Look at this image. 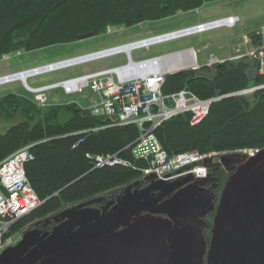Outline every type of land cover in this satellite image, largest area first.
Masks as SVG:
<instances>
[{"label": "trees", "instance_id": "trees-1", "mask_svg": "<svg viewBox=\"0 0 264 264\" xmlns=\"http://www.w3.org/2000/svg\"><path fill=\"white\" fill-rule=\"evenodd\" d=\"M212 1L217 0H0V60L17 52L24 55L68 45L86 33L103 36L109 27L157 23L194 12ZM249 37L255 48L264 44V31L254 30ZM252 87L261 88L243 93ZM185 89L213 102L197 124L191 123L190 113H184L155 129L169 155L264 148V75L258 74V63L251 57L166 76L165 95ZM0 117L18 120L6 133H0V162L35 143L34 159L25 170L42 201L14 221L4 239L38 220L49 226L46 219L70 205L93 201L104 207L114 203L124 187L145 180L142 169L148 161L133 153L140 136L134 124L114 126L113 119L95 116L80 103L48 100L41 105L33 96L14 93L0 96ZM100 157L117 162L101 166Z\"/></svg>", "mask_w": 264, "mask_h": 264}, {"label": "water", "instance_id": "water-1", "mask_svg": "<svg viewBox=\"0 0 264 264\" xmlns=\"http://www.w3.org/2000/svg\"><path fill=\"white\" fill-rule=\"evenodd\" d=\"M195 29L196 27H190L174 31L127 44L117 49L106 50L100 55H113L118 51L125 52L129 56L127 67H145L148 63H156V60L163 56L135 62L130 56L134 47L179 37ZM91 37H93V33H86L80 35L78 40ZM177 55L179 52L165 56L174 57ZM123 68L126 69V67ZM182 69L184 68L178 70ZM15 75L26 83L29 71ZM1 80L2 78H0ZM232 156H237V154ZM228 159L227 156L222 157L223 162H228ZM263 161L264 153L262 154L261 151L256 156L251 157L244 165H240L237 173L226 184L225 196L215 217L207 264H220L222 259L226 260L231 255H238L236 245L241 244H249L246 255L252 256L251 262L260 260L261 263L264 258V192L259 194L258 188L249 186L252 187V195L248 196L247 205H243L244 209L239 210L234 207L241 204L240 198L233 204L234 199L239 196H235L234 193L239 188L244 176L254 167H259ZM191 180H193V176L173 183L156 181L141 190L134 189L136 183L125 188L116 202L104 207L96 206L93 201L82 202L69 207L57 216L46 220L48 224L61 222L50 235L43 234L37 229L26 230L20 244L8 247L1 253L0 264H36L40 261H43L41 264H198L197 260L202 250L200 235L187 234L181 228L185 227L186 223L205 224L202 216H205L207 209H213L215 206L212 191L205 187L184 188L178 191L171 200L157 205L162 198L179 190ZM250 184H260V182H249L246 187ZM162 186H169V188L160 196L152 198L156 192L162 190ZM199 189H205L209 193V199L203 196ZM251 203L250 208L248 205ZM199 210L201 211L197 213ZM140 213L166 214L170 219V224L155 236L150 232L148 225L143 227L141 223L137 224L138 236L128 239L131 240V243L124 241L116 246L118 249L104 250L99 257L88 262L62 261L61 255L63 253L72 250L69 254L71 255L77 252L79 247L91 245L89 243L94 240L116 233L131 224V221ZM231 227L233 228L229 232L228 229ZM144 235H146V239H143ZM232 238L235 239V251L228 247ZM41 240L43 241L37 246L24 251L21 256L19 255L26 244L30 246Z\"/></svg>", "mask_w": 264, "mask_h": 264}, {"label": "rangeland", "instance_id": "rangeland-1", "mask_svg": "<svg viewBox=\"0 0 264 264\" xmlns=\"http://www.w3.org/2000/svg\"><path fill=\"white\" fill-rule=\"evenodd\" d=\"M228 16L238 17L237 23L234 27L222 26L209 29L204 32L194 33L188 36H182L169 41L153 44L149 47H142L139 48L140 50H138V52L144 56H148L149 53L150 56L156 55V57H160V55L163 56L164 54L174 53L177 51H184L185 53L189 51L187 49L193 48L196 53V60L197 62L199 61V65L203 62V60L209 63L211 59L210 62H213L218 60L216 57L236 55L235 49L238 46L245 49L246 46H244V42L246 36H248L254 30H263L264 0L212 1L194 12L176 15L175 17L167 18L157 23H144L133 28L116 29V31L108 35L95 36L80 41L78 40L77 42L68 45L55 46L32 53H26L24 55H22L23 52H21V56H15L8 60H0V78L10 74L20 73L34 67L47 65L50 63H58V61L82 56L108 47L154 37L172 31L193 27L198 24L209 23L215 20L226 18ZM92 65L82 64L55 72L32 76L29 77L26 82L34 89L40 86L63 82L71 78L82 77L90 74L86 73V71L87 67ZM191 67L192 66H189L187 69H191ZM158 72H161V70H152L148 72V74ZM8 93L32 96V93L28 90V87L23 80L1 83L0 96ZM89 95H92V93L88 89H86L83 93L66 94L62 87H57L47 93V98L48 100L62 103H83ZM17 122L18 120L8 121L0 117V133H6L9 128H11ZM261 151L263 154L264 148L261 149ZM231 159L232 160L230 162H221L222 166H220L217 170L211 171L208 178L197 179V182L212 185L215 198L214 208L207 209L205 211V216H202L205 224L199 225L186 223V226L181 228L182 230L184 229V232L187 234L200 235L202 250L197 260L198 264H207L208 262L209 246L212 243V232L215 225V217L225 196V186L230 178L238 171L234 166L238 165V163H243L244 165L251 159V157L246 154H238ZM214 163L215 160H209L210 167L214 166ZM261 163L259 165H261ZM153 179L154 178L152 176H147L145 177V180H143V184H147L149 182L147 180ZM254 181L260 182V184H250L247 187L253 186L254 188H258L259 194L263 193L264 163L260 167H254L242 179L239 188L236 189L234 193L235 196H239L234 199L233 204H235V201H238L239 198L241 202L240 205L234 206L236 209H244L243 205H247V198L248 196L252 195V187L247 188L246 184ZM143 184L139 183V186ZM248 206L251 208L252 203ZM69 207H71V205L67 208ZM169 220V217L163 213H140L131 221V224L117 231L116 233L103 236L98 240H94L89 243L91 245L79 247L78 251L71 255L69 254L72 250H68L66 253H63L61 255L63 258L62 261L67 262L72 260V262H88L91 259L99 257L104 250L109 251L110 249H118L116 246L122 244L124 241L131 243V240L128 239L135 237L136 235L138 236V229L136 227L137 224L141 223L143 227L144 225H148V227H150V232L155 236L158 235L165 226L170 224ZM232 228L233 227L229 228L228 231L230 232ZM146 234L149 235L148 233ZM19 239L20 237H14V242L16 243ZM143 239H146V235L143 236ZM234 246L235 239L232 238L229 241L228 247L235 251ZM236 246L238 249V255H231L229 258H226V260L222 259L220 264H262L264 262V258L261 260V263L260 260L251 262L252 256L250 257L246 255L249 244H241Z\"/></svg>", "mask_w": 264, "mask_h": 264}, {"label": "built area", "instance_id": "built-area-1", "mask_svg": "<svg viewBox=\"0 0 264 264\" xmlns=\"http://www.w3.org/2000/svg\"><path fill=\"white\" fill-rule=\"evenodd\" d=\"M236 18H230L225 23L233 26ZM217 26V25H216ZM203 27L199 29L202 31ZM108 33L112 28H108ZM250 55L259 62L258 74L264 75V44L252 51ZM6 59L9 57L6 56ZM50 66L42 71H35L31 76L43 72L55 71L67 66ZM166 71L141 75L134 78H123L118 73L116 81L111 71H100L80 78L67 80L63 88L67 93L83 92L90 89L97 94V99L90 107L95 116L113 119L114 126L134 124L140 130V136L135 143L133 153L138 159L148 161V166L142 169L146 176L157 180L171 182L187 175L205 178L208 174V159L219 157V152L200 153L197 150L169 155L163 149L154 133L162 122L184 113L191 114V123L197 124L209 113L210 101L201 100L190 90L165 95L163 85ZM48 88L35 90V100L44 105L47 101L44 93ZM256 90L251 88L250 92ZM35 143L28 144L9 155L0 162V253L14 244L12 236L4 239L11 225L17 219L27 215L41 204V199L32 188L26 174L25 165L34 159L32 148ZM260 149L245 150L248 155H255ZM100 165H110L117 162L109 158H98Z\"/></svg>", "mask_w": 264, "mask_h": 264}, {"label": "crops", "instance_id": "crops-1", "mask_svg": "<svg viewBox=\"0 0 264 264\" xmlns=\"http://www.w3.org/2000/svg\"><path fill=\"white\" fill-rule=\"evenodd\" d=\"M246 37L247 38H245V42H244V46H246L245 49L243 47L238 46L235 49L236 55H234V56H222V57H216V58L217 59H220V60H224V61H226V60H234V59L238 60L240 55L247 54L250 51L254 50L255 49V46L252 45L251 42L248 43L247 42L248 36H246ZM122 45H124V44H122ZM118 46H120V45H118ZM112 47H115V46H112ZM112 47H108V48H112ZM108 48H105V49H108ZM138 50H140V49H132L131 50V53H130V56H131L132 60L135 61V62H140V61H143V60H147V59L156 57V55L150 56L149 53H148V56H144L143 54L139 53ZM164 55H166V54H164ZM184 57H187V56L185 55ZM128 58H129L128 54H126V53L123 52V53H119V54H117L115 56H112V57H108V58L105 57V58L98 59L96 61H92V62L86 63V64H89V65H92L93 64L92 66L87 67L86 73H93V72H98V71H102V70H106V69H110V68H115V67H122V66H126V69H127L128 68L127 67ZM198 65H199V63H198ZM207 65H208V62L205 61V60H203V62L199 65V67L200 66L201 67L202 66H207ZM142 70H145L146 71L148 69H142ZM131 76H134V75L131 74ZM95 98H96V95L95 94L89 95L84 100V102L83 103H80V104L83 105V106H85V107H87V106L89 107L93 103V100ZM232 157H235V156L228 157L229 158L228 159L229 160L228 162H230L232 160L231 159ZM219 162L220 161H215L214 166H213L214 167L213 169H216V167L218 168V166L221 164ZM263 163H264V161L261 163V165ZM242 164L243 163H241V164L238 163V165H235L234 167H236L238 169L240 167V165H242ZM261 165H259V167ZM212 190H213V188H212ZM212 193H213V191H212ZM214 204H215V200H214Z\"/></svg>", "mask_w": 264, "mask_h": 264}, {"label": "bare ground", "instance_id": "bare-ground-1", "mask_svg": "<svg viewBox=\"0 0 264 264\" xmlns=\"http://www.w3.org/2000/svg\"><path fill=\"white\" fill-rule=\"evenodd\" d=\"M185 55L187 57H184ZM160 58L161 59L156 60V63H148V64H146L145 67L129 66L128 67L129 69H125L124 71L121 70L119 72V74L129 72V73H139L140 75H143V74H147V72L150 70L156 71V69H159L161 71H176V70L181 69V68H189V66L195 64V55L193 52H191V53L187 52L184 54L182 53L176 57H168L167 56V57H160ZM142 69H148V70L145 71ZM4 79H3V82H6V80H4ZM253 88H255V87H253ZM258 88H261V87H256V89H258ZM250 89L245 90L243 93L244 94L250 93ZM203 101H210L211 102L210 107H211V104L213 102V100H203ZM209 111H210V108H209Z\"/></svg>", "mask_w": 264, "mask_h": 264}, {"label": "flooded vegetation", "instance_id": "flooded-vegetation-1", "mask_svg": "<svg viewBox=\"0 0 264 264\" xmlns=\"http://www.w3.org/2000/svg\"><path fill=\"white\" fill-rule=\"evenodd\" d=\"M210 173H211V171H210ZM146 186H144V187H139V185L137 184V185H135V187H134V189L135 190H141V189H143V188H145ZM195 187H205L207 190H209V191H213L212 190V185H210V184H201L200 182H197V180L196 179H193L191 182H188L187 184H185L182 188H180L179 190H176L175 192H173V193H171V194H168L167 196H165L164 198H162L159 202H158V204L157 205H159V204H161V203H163V202H165V201H169V200H171L174 196H175V194H177L178 193V191H180L181 189H184V188H188V189H191V188H195ZM167 188H169V186L168 187H164V186H162V190H159L158 192H156L153 196H152V198H156V196L158 197V196H160L161 194H163V193H165V191H166V189ZM199 191L202 193V195L203 196H205L206 198H208V192L205 190V189H199ZM212 195L214 196V194L212 193ZM199 197H200V195H198ZM209 199V198H208ZM112 204V203H111ZM201 210H199L197 213H199ZM60 223L61 222H59V223H50L49 224V226H47L46 224H44L43 223V220H38V221H35L34 223H32L31 225H29L30 227L28 228V229H31V230H33V229H37L39 232H41V233H43V234H47V235H50L51 233H52V231L54 230V228L56 227V226H58V225H60ZM27 229V230H28ZM37 239V238H36ZM23 240V239H22ZM22 240L20 241V242H22ZM43 240H41V241H38V242H34L32 245H25L24 247H23V249H21V251H20V256L23 254V252L24 251H26V250H31L32 248H34L35 246H37L40 242H42ZM20 242L19 243H17V245L18 244H20ZM16 245V246H17ZM43 261H40V262H38V263H36V264H41Z\"/></svg>", "mask_w": 264, "mask_h": 264}]
</instances>
